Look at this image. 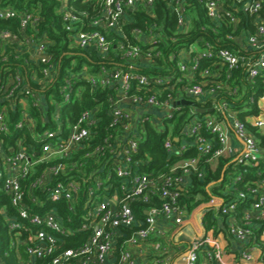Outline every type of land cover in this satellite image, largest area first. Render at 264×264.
<instances>
[{
    "label": "built area",
    "instance_id": "2783aa9c",
    "mask_svg": "<svg viewBox=\"0 0 264 264\" xmlns=\"http://www.w3.org/2000/svg\"><path fill=\"white\" fill-rule=\"evenodd\" d=\"M96 1L101 3L103 12L94 19L93 25H100L108 31L121 29L120 22L126 9L137 8L138 4L143 3L152 12L155 3V0ZM168 1L178 14L179 27L187 28L190 19L184 0ZM203 1L212 19L227 16L236 24L239 18L229 8L230 4L255 16L254 32H243L230 38L244 50L256 54L248 55L230 48L215 49L206 41L204 49L192 45L177 53L181 59L179 68L182 75L174 80L171 76L150 78L146 74H135L119 68H102L97 75H88L93 88L115 86L117 94L109 97L108 127L112 131H108L103 141H98L90 151L85 152V157H96V160L104 158V161L98 170L89 174L79 164L78 171L83 173L79 176L81 180L72 174L78 167V162L72 161V156L98 134L100 118L96 110L86 109L72 122L70 119H62V103H57L52 113L56 126L35 133L38 121L30 111L31 105L40 109L43 123L49 121L43 97L25 85L20 72L11 76L9 82L1 88L0 102L4 104L0 105V190L8 195L15 213L10 214L11 211H8L10 215L7 216L9 231L14 232L16 238L14 246H24L29 260L49 257L47 264H170L166 248L168 243L151 244V240L157 235L165 236L160 227L162 223L183 225L187 217L191 219L187 207L180 202L190 176L194 173L203 178L204 166L222 156H233L246 166L259 167L260 159L264 156L259 138L240 119L238 111L227 100H217L221 92L233 95L238 93V89L225 86L222 82L214 84L211 79H206L205 83L196 82V74L200 59L206 57L219 59L229 69L240 64L245 66L250 82L264 75V17L261 15L264 0ZM0 17H18L22 31H26L34 19L33 14L20 13L13 8H0ZM64 19L67 29L74 31L79 21L78 15L65 10ZM136 33L140 37L142 32L138 29ZM0 37L6 41L19 40V36L6 30H0ZM155 37L151 33L147 41L154 43ZM72 39L75 46L93 47L103 57L109 54L110 40L98 29H78L74 31ZM25 41L32 48L34 60L44 65L43 76L33 75V80L44 87L53 81L56 73V64L47 52V42H37L31 37ZM155 55H159L155 46L143 50L139 45H131L123 56L131 60L147 61ZM200 74L212 76V71L205 68ZM134 79L138 87L132 92ZM71 86L72 82L67 80L61 91L65 101L71 99ZM143 89L144 95L140 93ZM165 91H168L167 96L161 99ZM184 94L192 101L203 103L213 98L210 109L216 111V114L199 117L195 109L197 104L192 105L191 116L182 126L181 136H168L164 141L169 158L177 156L179 160L171 163L168 171L159 175L142 171L139 160H134V156L139 153L145 123L149 121L157 130L163 131L162 120L171 118L180 109L182 103L178 102L184 99L181 98ZM251 100L257 103L260 113L250 117L249 121L264 134V94L257 101L253 97ZM16 104L22 106V116L16 127L27 126L40 143L41 149H37L25 138L6 144L1 137L10 132L9 107H15ZM218 113L223 114V118L219 119ZM230 128L242 142V150L230 144ZM191 146L195 147L197 154L184 156ZM52 160H56L55 164ZM41 163L47 164L26 184L25 180L35 173L34 167ZM241 180V174L230 178L228 189L231 197L228 190L225 192L226 198L212 197L201 208L205 212L220 209L223 215L230 218L228 233L234 241L233 247H230L233 253L230 254L215 236L207 235L203 222H200V234L191 241L182 255L184 264H197L199 252L203 254L202 264H264V177L255 180L247 191L237 187ZM35 189L46 190L47 199L33 194ZM250 195L254 200L241 211L240 205L245 204ZM200 197L201 194H198ZM58 201L65 202L69 212L67 216H63L58 207L46 208L47 202ZM136 202L145 204L143 216L136 213L133 206ZM80 204L81 223L78 228L72 229L64 220L72 221ZM70 232H88V235L79 245L65 247V236ZM159 252L164 255H159Z\"/></svg>",
    "mask_w": 264,
    "mask_h": 264
},
{
    "label": "trees",
    "instance_id": "16d2710c",
    "mask_svg": "<svg viewBox=\"0 0 264 264\" xmlns=\"http://www.w3.org/2000/svg\"><path fill=\"white\" fill-rule=\"evenodd\" d=\"M184 3L187 8V16L190 19L187 28L179 27L178 14L168 0H155L152 12H149L143 3L138 4L137 8L126 9V13L120 22L121 29L108 31L100 25H93L94 19L98 18L103 12L101 3L96 0H0V8H13L17 12H27L34 16L26 31H22L18 17H0V30L11 31L19 36L18 41H6L0 37V91L9 82L11 76L20 72L24 77L25 85L30 86L34 92L43 97L45 106H47L46 116H48L49 121L43 123L40 118V109L31 105L30 111L38 121L35 133H42L47 128L51 129L56 126L52 113L55 111L57 103H62V119H70L73 122L86 109H95L97 117L100 118L97 127L98 134L89 144L75 151L72 156V161L78 162V167L72 173L78 180H81L82 177L79 176L83 174L78 171L79 164L82 165L81 169L89 174L98 170L104 161V158L96 160V157H85V152L90 151L98 141H103L102 139L108 131H112L108 127L110 121L108 112L109 97L117 94L115 86H97L93 88L87 78L88 75H97L102 68L108 70L119 68L124 71H132L135 74H146L150 78L171 76L174 80L182 75L179 68L181 59L177 53L180 50L190 48L192 45L199 47L200 50L204 49L206 48L204 44L206 41H209L215 49L230 48L235 51L241 50V52L248 55L256 54V52L244 50L233 38H230V36H236L243 32H254L255 16L244 13L237 6L230 4L229 8L239 18L235 24L227 16H224L223 19L210 18L203 0H184ZM65 10H71L79 17L74 31L78 29L85 31L98 29L107 36L111 43L107 57L101 56L93 47L81 48L73 45L72 35L74 31L68 30L66 27ZM261 15L264 17V9ZM138 29L142 32L140 37L136 33ZM151 33L156 36L154 43L147 41ZM29 37L37 42L45 40L47 42V52L52 55V60L56 64L53 81L44 87L33 80L35 74L38 77L43 76L44 65L34 60L32 48H29L25 41ZM131 45H139L143 50L155 46L159 55H155L147 61L125 58L123 56L124 52ZM205 68L212 71V76H202L200 74L201 70ZM206 79H211L214 84L222 82L225 86L228 85L238 89V93L233 95L221 92L217 100H227L238 111L240 119L257 135L261 146L264 148L263 132L252 126L249 121L250 117L260 113L257 103L252 102L251 99L253 97L257 101L264 94V75H260L250 82L246 75L245 66L240 64L238 67L229 69L219 59L204 57L199 62L196 82L203 83ZM67 80L72 82L71 99L69 101L64 100L61 92ZM132 85V92H135L138 87L137 80L134 79ZM167 92H164L161 99L167 96ZM140 93L144 95L145 89L141 90ZM181 98H184L182 100H191L185 94ZM194 103L197 104L196 111L199 108L208 110L206 113L197 111L196 114L199 117L216 114V111L213 112L210 109L213 106V98L208 99L205 103L202 101H194ZM3 104V101L0 102V105ZM180 106V109L176 110L171 118L162 120L164 121L162 124L164 130L161 132L151 122L147 121L145 123L142 134L143 139L139 142V153L134 156V160H139L142 171L159 175L168 171L171 163L179 160L177 156L169 158L164 148V141L168 136L173 138L181 136V128L191 116L192 105L181 104ZM21 107L20 104L9 107L10 132L1 137L6 144H13L16 139L25 138L37 149H41L40 143L36 141L33 132L27 126L16 127L22 116ZM217 116L219 119L223 118L221 113H218ZM204 133L208 134V131L204 130ZM196 154L195 147L191 146L184 156ZM51 162L55 164L56 160ZM46 164L36 165L34 167L35 173L27 178L25 183L28 184L32 181L44 169ZM211 165V163H208L204 166L205 175L203 178L194 173L190 176L189 183L180 197L181 204L186 206L187 210L192 211L197 207L199 208L212 197L226 198L225 192L229 190L230 178L238 174L242 175V180L237 183V187L245 191L255 180L264 177V156L260 159L259 167L246 166L239 163L236 157L233 156H222L216 161V167L213 168ZM33 194L42 199H47L46 190L35 189ZM198 194H201L200 198H198ZM253 200V196L250 195L246 203L251 204ZM46 205V208L58 207L63 216H67L69 213L64 201L47 202ZM32 206L35 207L34 204ZM133 206L136 213L143 216L145 204L136 202ZM80 209L81 204L78 205L72 221L64 220L68 227L76 229L80 226ZM8 211H11L10 214L14 213L8 195L5 191L0 190V262L2 264H47L49 257L29 260L28 255L24 252V246H14L13 241L16 238L14 232H10L8 228L7 216L10 215ZM216 212L222 214L220 209ZM205 222L207 227H211L216 223L211 213L206 215ZM87 235L88 232L68 233L65 236V247L79 245ZM23 236L25 237V234ZM202 255L199 252L197 264L203 263Z\"/></svg>",
    "mask_w": 264,
    "mask_h": 264
},
{
    "label": "crops",
    "instance_id": "0c3cea01",
    "mask_svg": "<svg viewBox=\"0 0 264 264\" xmlns=\"http://www.w3.org/2000/svg\"><path fill=\"white\" fill-rule=\"evenodd\" d=\"M229 140L230 144L233 147H235L237 150H242L243 144L236 137L231 128L229 130ZM211 166L213 168L216 167V161L213 162ZM202 205L192 211L188 210V215H191V219L189 220L187 217L183 225H176L171 222L166 224L162 223L160 227L163 228L165 236L160 237L159 235H157L152 238L151 244L162 242L168 243V245H166V248L169 251L167 257L170 258V264H184L182 255L188 249L191 241L200 234V231L198 230L200 222H203V225L205 226L207 231H205L207 235L212 234L213 236H215V238H217L223 244L226 250L231 252L230 254L233 253V251L230 250V247H233L234 241L232 240V238H230L228 233V226L231 221L230 218L216 212V209H211L209 212H205L201 210V208H203ZM249 205L250 204L247 203L241 204L239 209L242 211L243 208L248 207ZM210 213L212 214L216 223L211 227H207V223L205 222L206 215ZM168 240H170V242H168ZM160 253L162 252H159V255H164Z\"/></svg>",
    "mask_w": 264,
    "mask_h": 264
},
{
    "label": "water",
    "instance_id": "95a60500",
    "mask_svg": "<svg viewBox=\"0 0 264 264\" xmlns=\"http://www.w3.org/2000/svg\"><path fill=\"white\" fill-rule=\"evenodd\" d=\"M178 103H182V104H188V105H195V103H194V101H192V100H181L180 102H178ZM198 112H201V113H206L208 110H206V109H198L197 110ZM210 111V110H209ZM212 111V110H211ZM177 139V138H176Z\"/></svg>",
    "mask_w": 264,
    "mask_h": 264
},
{
    "label": "rangeland",
    "instance_id": "374dc122",
    "mask_svg": "<svg viewBox=\"0 0 264 264\" xmlns=\"http://www.w3.org/2000/svg\"><path fill=\"white\" fill-rule=\"evenodd\" d=\"M195 47H197V46H195Z\"/></svg>",
    "mask_w": 264,
    "mask_h": 264
}]
</instances>
